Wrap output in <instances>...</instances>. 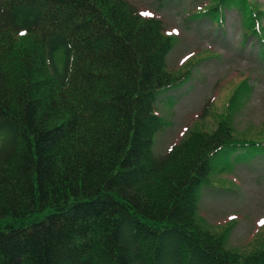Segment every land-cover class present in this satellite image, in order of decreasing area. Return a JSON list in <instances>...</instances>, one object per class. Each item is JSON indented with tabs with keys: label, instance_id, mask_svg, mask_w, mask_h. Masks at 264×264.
Instances as JSON below:
<instances>
[{
	"label": "trees",
	"instance_id": "trees-1",
	"mask_svg": "<svg viewBox=\"0 0 264 264\" xmlns=\"http://www.w3.org/2000/svg\"><path fill=\"white\" fill-rule=\"evenodd\" d=\"M173 45L126 0H0V264H264L197 223L213 160L264 141L226 114L153 152L159 96L189 76Z\"/></svg>",
	"mask_w": 264,
	"mask_h": 264
},
{
	"label": "rangeland",
	"instance_id": "rangeland-1",
	"mask_svg": "<svg viewBox=\"0 0 264 264\" xmlns=\"http://www.w3.org/2000/svg\"><path fill=\"white\" fill-rule=\"evenodd\" d=\"M127 1L159 18L166 34L173 35L169 71L178 75L189 68L182 86L160 96L157 110L164 126L155 138V154L164 157L171 146L194 131L213 133L226 114L239 137L264 141L262 47L256 36L242 44L245 31L238 8L225 9L220 25L208 16L195 15L197 9L210 8L218 0ZM250 1L256 13L264 12V0ZM259 22L263 29L264 15ZM243 82L250 91L237 100L235 94ZM215 166L209 177L213 186L206 185L200 192L199 225L212 234L225 235L227 248L234 251L264 249L260 223L264 219V155L236 162L226 170L219 160Z\"/></svg>",
	"mask_w": 264,
	"mask_h": 264
},
{
	"label": "snow or ice",
	"instance_id": "snow-or-ice-1",
	"mask_svg": "<svg viewBox=\"0 0 264 264\" xmlns=\"http://www.w3.org/2000/svg\"><path fill=\"white\" fill-rule=\"evenodd\" d=\"M146 14H148V13H146ZM260 223H261V225H264V219H262V220L260 221Z\"/></svg>",
	"mask_w": 264,
	"mask_h": 264
}]
</instances>
